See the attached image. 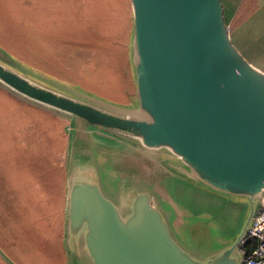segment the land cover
I'll return each mask as SVG.
<instances>
[{"label":"water","instance_id":"1","mask_svg":"<svg viewBox=\"0 0 264 264\" xmlns=\"http://www.w3.org/2000/svg\"><path fill=\"white\" fill-rule=\"evenodd\" d=\"M129 7L127 105L0 47V84L70 116L66 264H240L264 193V71L231 40L222 0Z\"/></svg>","mask_w":264,"mask_h":264},{"label":"rangeland","instance_id":"2","mask_svg":"<svg viewBox=\"0 0 264 264\" xmlns=\"http://www.w3.org/2000/svg\"><path fill=\"white\" fill-rule=\"evenodd\" d=\"M111 3L112 6L108 0H55L51 6L42 0H0V47L36 74L43 73L62 85L80 86L98 98L127 105L133 86L130 80L128 91L121 80L127 70L126 56L117 44L109 41L110 46L105 45L103 37L126 41L127 45L129 0H111ZM75 5L87 9L88 14H72ZM30 6L36 7L37 13L29 10ZM99 21L104 28L99 33V52H96L97 45L91 43L97 35L89 33L88 26L96 30ZM4 95L8 102L0 101V111L5 110L4 120L11 127L18 120L12 106L16 101L0 88V96ZM69 128L68 123L67 134ZM60 158L65 165L66 152ZM29 202L30 211L24 213L17 202L8 201L7 195L0 193L1 248L16 264H63L58 241L64 202L62 205L58 197L42 201L33 195ZM240 210L239 207L237 213ZM226 214L227 220H231V211L226 210ZM198 242L202 251L210 245L206 239ZM0 264L4 263L0 260Z\"/></svg>","mask_w":264,"mask_h":264},{"label":"trees","instance_id":"3","mask_svg":"<svg viewBox=\"0 0 264 264\" xmlns=\"http://www.w3.org/2000/svg\"><path fill=\"white\" fill-rule=\"evenodd\" d=\"M42 1L51 6L55 4V0ZM108 2L112 6L111 0ZM222 2L226 18L229 5L226 0ZM238 3L239 0H234L233 7L236 8ZM74 13L88 14L87 9H79L77 5L72 14ZM101 21L96 30L88 26L89 33L94 32L97 35L91 43V45H97L96 52H99L98 36L104 28ZM227 21L229 20L226 18ZM103 39L107 46H110L109 41L120 46L124 57L126 56L127 70L121 76V80L129 91L130 75L127 49L124 44L126 41L119 42L120 40L114 38L112 40L107 36ZM78 44L82 45L81 42ZM0 88L3 93L16 101L12 103V106L15 108V116L18 119L17 124L11 127L3 119L0 120V193L7 195L8 201L17 202L24 213L30 211L29 197L31 195L42 201L50 197H58L63 205L65 165L60 156L66 152L65 128L70 121V116L25 99L2 84Z\"/></svg>","mask_w":264,"mask_h":264},{"label":"crops","instance_id":"4","mask_svg":"<svg viewBox=\"0 0 264 264\" xmlns=\"http://www.w3.org/2000/svg\"><path fill=\"white\" fill-rule=\"evenodd\" d=\"M226 1H227L226 3L229 5L228 6L229 18L228 16H226V18L227 20H229L227 21L228 22L227 25L231 40L239 48V50L243 53V55L248 59L249 62H251L259 69L264 70L263 68L264 67V0H239V3L236 8H234L232 5L234 0H226ZM30 9H33L37 13L36 7L30 6L29 10ZM28 12L29 11H27V13ZM33 14L34 13L32 12V15ZM0 101L8 102V97L5 95L0 96ZM4 113L5 110L3 111V113L0 111V120L3 119V121H5ZM66 152H67V146H66ZM63 193H64V184H63ZM63 202H64V194H63ZM61 218L63 225V215ZM60 230H61V235L58 242L60 244V248L63 253L62 254L63 264H66V256L62 247V232H63L62 226ZM0 260L4 264H7L2 260L1 257Z\"/></svg>","mask_w":264,"mask_h":264},{"label":"built area","instance_id":"5","mask_svg":"<svg viewBox=\"0 0 264 264\" xmlns=\"http://www.w3.org/2000/svg\"><path fill=\"white\" fill-rule=\"evenodd\" d=\"M242 260L240 264H264V193L240 243Z\"/></svg>","mask_w":264,"mask_h":264}]
</instances>
